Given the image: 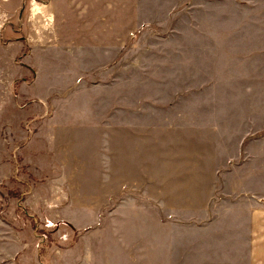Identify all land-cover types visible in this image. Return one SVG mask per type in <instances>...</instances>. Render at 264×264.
Returning a JSON list of instances; mask_svg holds the SVG:
<instances>
[{
    "label": "rangeland",
    "instance_id": "1",
    "mask_svg": "<svg viewBox=\"0 0 264 264\" xmlns=\"http://www.w3.org/2000/svg\"><path fill=\"white\" fill-rule=\"evenodd\" d=\"M264 209V0H0V264H247Z\"/></svg>",
    "mask_w": 264,
    "mask_h": 264
},
{
    "label": "crops",
    "instance_id": "2",
    "mask_svg": "<svg viewBox=\"0 0 264 264\" xmlns=\"http://www.w3.org/2000/svg\"><path fill=\"white\" fill-rule=\"evenodd\" d=\"M252 214L247 264H264V209L254 210Z\"/></svg>",
    "mask_w": 264,
    "mask_h": 264
}]
</instances>
